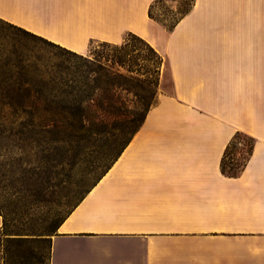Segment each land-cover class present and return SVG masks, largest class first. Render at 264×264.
Listing matches in <instances>:
<instances>
[{
  "label": "crops",
  "instance_id": "0c3cea01",
  "mask_svg": "<svg viewBox=\"0 0 264 264\" xmlns=\"http://www.w3.org/2000/svg\"><path fill=\"white\" fill-rule=\"evenodd\" d=\"M154 1L0 0L2 22L75 53L130 32L164 62L141 125L50 236L49 264H264V0H193L171 30ZM237 132L252 152L226 175Z\"/></svg>",
  "mask_w": 264,
  "mask_h": 264
},
{
  "label": "rangeland",
  "instance_id": "374dc122",
  "mask_svg": "<svg viewBox=\"0 0 264 264\" xmlns=\"http://www.w3.org/2000/svg\"><path fill=\"white\" fill-rule=\"evenodd\" d=\"M191 1L160 0L152 7L154 19H151L168 30V25L178 17L179 12L189 7ZM137 39L138 36L127 32L123 41L134 49L139 57L138 63L147 70L145 75L149 80L157 79V84L151 89L150 101L153 104L160 89L164 62L162 57L158 59L148 49L145 41ZM49 42L0 21V201L6 206L9 228L14 233H53L57 224L109 163L103 161L106 149L101 148L105 135L93 136L89 139L90 143H83L84 146L79 147L76 155L70 151L64 153L58 150L60 143L52 142L55 134L36 126L41 118L39 114L29 115L22 113L19 107L4 104L5 94L11 93L13 87L21 85L22 90L35 96L36 89L45 87L52 76L57 73L65 75L63 67L68 62L72 64L78 61L69 53L71 50ZM92 42L97 45L102 41ZM88 54L89 47L87 53L80 55ZM164 88L170 89L168 80ZM41 92L46 94L49 102L51 97L47 89ZM122 96L131 108L141 109L136 96L126 93H122ZM120 140L118 138L116 142ZM242 150L238 148L240 153ZM238 157L241 158L242 154ZM41 181L45 185L43 189L39 185ZM1 222L0 214V225ZM38 251L47 257V244L39 246ZM11 264L17 262L14 260Z\"/></svg>",
  "mask_w": 264,
  "mask_h": 264
},
{
  "label": "trees",
  "instance_id": "16d2710c",
  "mask_svg": "<svg viewBox=\"0 0 264 264\" xmlns=\"http://www.w3.org/2000/svg\"><path fill=\"white\" fill-rule=\"evenodd\" d=\"M158 1L160 0H155L149 6L150 18L154 19L151 10ZM192 2L193 0L186 10L179 12L178 17L168 25V30H171L176 22L189 11ZM17 28L29 33L20 27ZM137 40L144 41L140 37ZM49 43L58 46L53 42ZM148 49L160 59L161 56L150 45ZM69 53L78 61L72 64L68 62L63 67L64 76L59 73L52 76L47 80L45 87L36 89L35 96L25 89L22 90L21 85L13 87L11 93L5 94L4 104L8 107H19L22 113L39 114L41 118L36 122V126L45 132L55 134L56 137L51 140L53 143H60V146H57L58 150L64 153L70 151L76 155L80 150L79 147L90 143L89 139L93 136L105 135L106 139L101 144V148L106 150L102 157L103 161L109 163L91 185L92 187L111 166L141 125L147 110L152 105L151 89L157 84V79L149 80L145 75L147 70L140 66L139 57L125 40L119 44L102 41L97 45H93L91 40L88 55L75 54L71 51ZM46 89L51 97L49 102L46 94L41 92ZM122 93L136 96L141 109L131 108ZM118 138L121 140L117 143ZM253 144L254 138L251 136L241 132L235 133L221 158V172L232 176L239 174L251 155ZM238 148L243 149L242 153L238 151ZM240 154H242L241 158L238 157ZM47 157L51 160L50 156ZM39 185L40 188H45L43 181ZM5 207L0 201L2 215L0 264H11L14 260L17 264H49L50 236L57 226L51 234L50 232L33 235L14 233L9 228L10 219ZM43 243L47 244V257L38 251V247Z\"/></svg>",
  "mask_w": 264,
  "mask_h": 264
}]
</instances>
